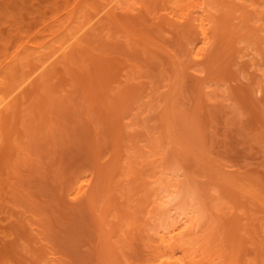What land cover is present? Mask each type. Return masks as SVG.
Here are the masks:
<instances>
[{
    "label": "rangeland",
    "instance_id": "rangeland-1",
    "mask_svg": "<svg viewBox=\"0 0 264 264\" xmlns=\"http://www.w3.org/2000/svg\"><path fill=\"white\" fill-rule=\"evenodd\" d=\"M125 1L137 9L100 15L1 115L0 264H264V0H227L237 13L209 30L188 1ZM109 2L0 0V97ZM176 75L195 157L162 119ZM177 160L205 219L168 247L156 220Z\"/></svg>",
    "mask_w": 264,
    "mask_h": 264
},
{
    "label": "bare ground",
    "instance_id": "bare-ground-1",
    "mask_svg": "<svg viewBox=\"0 0 264 264\" xmlns=\"http://www.w3.org/2000/svg\"><path fill=\"white\" fill-rule=\"evenodd\" d=\"M185 1H188L187 3L191 5L190 6L191 9L196 8L195 11L192 9L194 14L197 15V16L195 15V17H193V19H192L194 25L197 22L199 24V21L202 20V19L200 20L202 15L199 16L198 11H200V13L206 14V16L203 18L202 24L204 27L207 26V28H206L207 30L210 29V26L212 24V22L210 21L212 12H215V14L216 13L219 14L220 12H223V15L226 14V16L227 15L229 16L230 9L232 8L233 11H236V7H237V5L234 4L236 1L233 3L229 2V1L227 2V0H220V1L218 0L215 3L213 0H185ZM123 5L127 6L126 7V8H128L127 11L133 12L137 9L136 8L137 4L134 2L132 4H130L129 2H127L125 0H110V2L106 5H104L103 8L100 9V11L96 12V14H94L92 16V18L90 17L88 21L86 20L87 22L82 27L78 28L74 34H72L70 37H68L65 40V42H63L61 45H59V47H57L53 52H50V54H48L44 59H42V61H40L39 65H37V67L34 70L32 69V72L30 74H28V76L26 75L24 80L20 81V84H18L17 87L15 86L13 90L11 88V91H8L9 93L6 92L5 93L6 95L0 97V118L3 116L2 114L4 113V111H6V109H8V107L10 106V103L13 100V98H15V96L17 97L16 94L23 87L27 86V84H29V83L31 84L33 82L32 81L33 78L35 80L37 78H39V77H37L38 75L41 76L40 75L41 73L43 74L44 71L49 69V67H52L54 63L56 64L57 61L59 62L60 58L66 57L65 55H66L67 51H69L70 48H72L74 46L77 47L76 45H78L77 43L79 41V37H80L81 33H84V31L87 30L88 28L95 27V25H96L95 22L98 20L100 15L107 14L106 16H109L112 19H117V13L116 12L121 11L120 9H122ZM233 6H235V8H233ZM244 7H245V5L243 6V8ZM240 9H242V8H240ZM192 10H191V12H192ZM245 10H247V6H246ZM236 13H237V11H236ZM215 14H213L212 16L214 17ZM247 14H249V12ZM186 15H188V13L182 14L180 16V19L183 20L184 16H186ZM99 21L100 20H98V22ZM205 22H207V24H205ZM250 33H252V32L250 31ZM257 34H258V32H257ZM252 35L254 37H256L255 32ZM253 36L250 37L248 35L247 37H250V39H252ZM206 37H207V35H205V38L203 40L204 42H202V43H204L203 46L201 48H199L197 51L194 50V54L196 53V57L197 58L201 57V58L195 60L199 66L203 65V61L207 57L209 58L210 51H212V50L209 51V48H210V47H208L209 43H206V39L208 37L207 38ZM246 40L249 42V39H246V38L244 39L242 37L241 40L239 41V44L246 42ZM256 41L260 45L258 37H257ZM257 42H254L252 39V40H250L249 44L247 45L248 49H250V52L247 54V56H251L253 59H256V55L260 52L259 50H262V52L264 54V48L263 47L261 49L258 47L259 50L257 49V47H256L258 44ZM192 50L193 49H191V51ZM189 53L193 54L192 52H190V50H189ZM191 54H190V56H191ZM192 56H194V55H192ZM176 67H177L176 68L177 70H180V68L178 67L177 64H176ZM207 71L205 68V69H202L201 72L203 73V72H207ZM175 73H176V70H175ZM178 74H179V72H178ZM180 77L181 76H179V75H176L175 78L173 77L174 82L170 86V90H169V93L167 95L168 101L165 105V108L162 109L163 110V116H162L163 118L162 119L166 122V128L168 130L167 134L169 135V137L171 139V143L175 144L176 146H179L182 150H185L187 152H192L193 156L195 157V155H194L195 150L197 151V149H198V151H199L203 142L201 141L202 144L197 145L201 136H199L200 132L199 133L197 132L199 130H197L198 125H197L196 120L193 118L194 115L193 116L189 115L192 117L186 116L188 114H184V113H186L184 110H183L184 113L181 111L183 108L180 110L181 103H180V107L177 105V93L180 90V89L178 90V88L181 85L180 84V80H181ZM34 83H35V81H34ZM180 92L181 91H179V93ZM258 92H260V91H258ZM203 103H204V101H203ZM199 115H200V113H199ZM181 131H182V133H181ZM200 134H202V133H200ZM202 151H203V149H202ZM197 158H199V157H197ZM171 162H174V160H172ZM168 165L169 166L165 169L164 172L165 173L169 172L168 174L175 177L176 179L178 178V180L175 182L174 185H172L171 189L166 190L167 188H165V190H166L164 192L165 195H163V197L161 198L160 203H159V207H161V209L159 208L161 213L159 212L160 215H159L158 219L156 218L157 219L156 221L160 222L159 226H160V228L163 229L162 233L159 234L160 244L164 245V244L168 243L170 245L169 246L167 244L168 247H175L178 245L180 247V245L182 244V240H183L184 236H186V235L188 236L189 234L191 235L192 231H195L196 229H198L200 227V225H202V222L205 219V214H204L205 211H203L205 209H204V207H200L201 200L199 199V197L197 196V198L199 200L196 198L197 192L199 191V189H198V191L196 192V189L198 187L197 188L194 187L195 185H193V184H192L193 185L192 186L190 184L191 180H189V178L187 176H185V172L182 173V171L184 169V168H182V164L179 163V161L177 160L175 163H169ZM220 172H221V170H220ZM213 174L215 175L216 173H213ZM231 179H233V178H231ZM225 182H227V180L224 181V183ZM242 182H244V181H242ZM248 182L249 181L244 182V183H247V185L244 183L243 184L245 186L242 185L245 188H247L246 189V190H248L247 192H249V194L252 196H256V197L261 196L260 189L257 186H254L253 184L251 185L250 184L251 182L250 183H248ZM231 183H232V181H231ZM228 185H230V184L228 183ZM232 186H234V185H232ZM202 208H203V210H202ZM171 227H172V229H170ZM171 254L174 255V252L172 251Z\"/></svg>",
    "mask_w": 264,
    "mask_h": 264
}]
</instances>
